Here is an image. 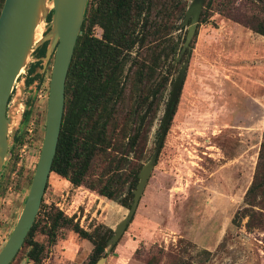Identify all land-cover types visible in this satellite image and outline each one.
<instances>
[{
	"label": "rangeland",
	"instance_id": "rangeland-1",
	"mask_svg": "<svg viewBox=\"0 0 264 264\" xmlns=\"http://www.w3.org/2000/svg\"><path fill=\"white\" fill-rule=\"evenodd\" d=\"M191 1L169 0L170 30L159 41L160 50L167 48V57L161 56L150 83L134 91L127 85L114 103L119 128H137L145 116L136 150L115 155L124 160L120 199L133 173L156 149L174 80L187 62L150 179L132 221L104 264H148L152 257L158 264H264V225L247 230L248 217L237 219L238 226L232 224L244 207L264 132V37L239 20L251 16L264 20V0H211L207 21L199 19L189 59L184 54L174 63L186 36L187 26L182 23ZM99 30L94 27L92 34ZM170 46L178 51H169ZM132 56L145 57V48L134 50ZM52 63L53 57L42 77L32 83H27L29 73L24 68L10 96V140L0 171V250L21 213L37 164ZM165 76L168 81L151 109L147 112L145 104L136 111L139 97ZM103 168L100 164L95 174ZM41 205V221L44 212L53 208L86 231L98 225L113 231L128 212L116 201L85 186L75 187L54 173L49 175ZM35 240L45 247L41 264H87L92 250L91 243L68 228L58 229L51 243L41 231ZM27 250L24 244L10 264H32Z\"/></svg>",
	"mask_w": 264,
	"mask_h": 264
},
{
	"label": "trees",
	"instance_id": "trees-1",
	"mask_svg": "<svg viewBox=\"0 0 264 264\" xmlns=\"http://www.w3.org/2000/svg\"><path fill=\"white\" fill-rule=\"evenodd\" d=\"M3 1L0 0V10ZM204 3L205 9L200 18L202 23L207 21L211 0ZM168 10L169 0H90L66 78L65 113L69 110L71 115L67 118L66 114L63 115L51 173L75 187L85 186L96 191L127 209L130 208L138 173H133L127 193L119 199L125 180L121 174L124 160L115 155L136 150L141 131L140 125L132 130L119 128L115 120L114 103L122 97L127 85L134 91L150 83L161 56L167 57V48L160 50L159 41L170 30L167 24ZM239 23L264 37L263 19L251 16L244 21L239 20ZM94 27L100 29L98 36L92 34ZM45 48L46 44L37 50L36 56H43ZM144 48L145 57L132 56L134 50ZM168 50L173 52L175 46H170ZM38 65L29 68L27 83L42 77L39 74L31 76ZM167 81L168 76L163 77L162 82L148 90L146 96H140L135 110L143 109L146 104L148 112L156 94L165 87ZM96 105L99 107V120H87L84 127L78 125L77 110L82 106L85 109L89 107L92 116ZM29 114L30 111H27L25 121ZM68 118L71 120H66ZM108 149L112 152H108ZM100 164L104 168L96 175ZM42 213L43 205L25 240L28 249L26 257L32 264H41L46 255L44 245L35 240L37 231L45 234L51 243L60 228H68L79 238L91 243L87 264H96L102 256H106L107 242L113 235L111 229L98 225L86 231L73 219L53 208L44 212L41 221L39 218ZM245 217L249 219L245 224L247 230L264 225V132L252 182L245 193L244 207L235 214L232 224L240 225L237 219ZM203 253L212 255L206 250ZM158 263L156 257L148 260V264Z\"/></svg>",
	"mask_w": 264,
	"mask_h": 264
},
{
	"label": "water",
	"instance_id": "water-1",
	"mask_svg": "<svg viewBox=\"0 0 264 264\" xmlns=\"http://www.w3.org/2000/svg\"><path fill=\"white\" fill-rule=\"evenodd\" d=\"M204 2L205 0H192L185 11L182 24L187 26V32L174 63L184 54L187 59L190 57L191 41ZM88 4L89 0L3 1L0 10V171L9 147L11 117L8 107L16 80L24 68L28 71L32 65L39 63L31 76L36 74L42 76L52 57L53 63L42 146L21 213L0 250V264H10L16 258L39 214L57 151L64 111L66 78ZM44 44H46L44 55L37 57V50ZM177 51L176 46L175 52ZM186 71L187 62L182 65L174 80L161 119L162 128L156 149L138 172V182L133 190L130 208L126 216L114 227L113 235L107 242L106 254L117 244L136 213L178 102ZM18 103L17 101L15 105ZM105 261L106 256H102L96 264H104Z\"/></svg>",
	"mask_w": 264,
	"mask_h": 264
},
{
	"label": "flooded vegetation",
	"instance_id": "flooded-vegetation-1",
	"mask_svg": "<svg viewBox=\"0 0 264 264\" xmlns=\"http://www.w3.org/2000/svg\"><path fill=\"white\" fill-rule=\"evenodd\" d=\"M176 50V47H175ZM70 105V104H68ZM65 101H64V111H63V115L66 114V118L69 117L71 114L68 110V112L65 113L66 111V107H65ZM89 107H86V109L84 108V106H82L79 110H77V119L78 120V125L83 126L87 123V120H99V107L96 105L94 107V109L92 110L93 114L91 116V112L89 110ZM146 115V114H145ZM144 117H141L142 122L144 121ZM66 120H71L70 118L66 119ZM142 122L140 123V125L142 124ZM89 123V122H88Z\"/></svg>",
	"mask_w": 264,
	"mask_h": 264
},
{
	"label": "built area",
	"instance_id": "built-area-1",
	"mask_svg": "<svg viewBox=\"0 0 264 264\" xmlns=\"http://www.w3.org/2000/svg\"><path fill=\"white\" fill-rule=\"evenodd\" d=\"M99 35V32H98V34H96L95 36H98Z\"/></svg>",
	"mask_w": 264,
	"mask_h": 264
},
{
	"label": "bare ground",
	"instance_id": "bare-ground-1",
	"mask_svg": "<svg viewBox=\"0 0 264 264\" xmlns=\"http://www.w3.org/2000/svg\"><path fill=\"white\" fill-rule=\"evenodd\" d=\"M12 124V123H11Z\"/></svg>",
	"mask_w": 264,
	"mask_h": 264
}]
</instances>
